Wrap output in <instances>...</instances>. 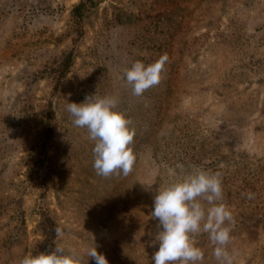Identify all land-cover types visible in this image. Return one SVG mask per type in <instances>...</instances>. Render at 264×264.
<instances>
[{
    "label": "rangeland",
    "instance_id": "374dc122",
    "mask_svg": "<svg viewBox=\"0 0 264 264\" xmlns=\"http://www.w3.org/2000/svg\"><path fill=\"white\" fill-rule=\"evenodd\" d=\"M165 53L161 82L133 95L124 70ZM93 95L117 97L136 129L127 176L96 174L67 111ZM178 164L222 174L232 264H264V0H0V264L43 241L152 264L154 197ZM195 239L197 264H220Z\"/></svg>",
    "mask_w": 264,
    "mask_h": 264
},
{
    "label": "clouds",
    "instance_id": "9594fccd",
    "mask_svg": "<svg viewBox=\"0 0 264 264\" xmlns=\"http://www.w3.org/2000/svg\"><path fill=\"white\" fill-rule=\"evenodd\" d=\"M168 59L165 53L151 64L145 65L137 60L126 68L123 78L131 86L132 94L142 96L158 85ZM118 103L115 96L93 95L81 103L67 104L73 124L87 128L88 138L94 142L93 168L97 175L104 178L114 174L129 175L136 161L131 147L136 129L130 127L132 121L118 110ZM168 172L172 177L179 178L159 189L154 197L151 217L158 220L159 231L151 242L158 243L157 250L152 254V264H197L202 261L204 252L195 239L202 232L207 233L215 245L214 255L220 264H232L227 245L234 218L221 202L222 174L195 166L190 172L182 174L184 166L181 164ZM247 197L251 199L253 194L248 193ZM55 232L57 237H63L61 227L58 226ZM85 255L87 259L75 249L66 251L63 245L57 244L53 251L25 255L19 264H87L88 258H92L95 264H109L105 255L97 251L96 245L88 248Z\"/></svg>",
    "mask_w": 264,
    "mask_h": 264
},
{
    "label": "trees",
    "instance_id": "16d2710c",
    "mask_svg": "<svg viewBox=\"0 0 264 264\" xmlns=\"http://www.w3.org/2000/svg\"><path fill=\"white\" fill-rule=\"evenodd\" d=\"M82 9V3H78L77 5H75L74 7H73V14H75V16H77V17H79V16H82V14H80V10ZM68 64L69 63H63L62 64V68L63 69H65L64 68V66L65 65H67L68 66ZM49 118H50V116H49ZM50 128H51V125H47V129H48V131L50 130ZM47 131V132H48ZM54 225H53V223L52 222H49V221H46L45 220V222L42 224V227L44 228V230L45 231H52L53 232V230H50V228L51 227H53ZM45 242L46 241H43V242H40V243H38L37 244V249L39 248L40 249V251H38V253H40V252H50L51 251V249H44V247H45ZM43 249V250H42Z\"/></svg>",
    "mask_w": 264,
    "mask_h": 264
}]
</instances>
